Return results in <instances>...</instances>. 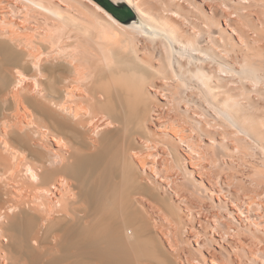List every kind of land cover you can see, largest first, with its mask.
Here are the masks:
<instances>
[{"label":"bare ground","instance_id":"obj_1","mask_svg":"<svg viewBox=\"0 0 264 264\" xmlns=\"http://www.w3.org/2000/svg\"><path fill=\"white\" fill-rule=\"evenodd\" d=\"M0 0V264H264V0Z\"/></svg>","mask_w":264,"mask_h":264},{"label":"water","instance_id":"obj_2","mask_svg":"<svg viewBox=\"0 0 264 264\" xmlns=\"http://www.w3.org/2000/svg\"><path fill=\"white\" fill-rule=\"evenodd\" d=\"M102 2L119 19L127 21V20H130V19L135 17V14L132 11H130L127 7L115 6L111 2H109L108 0H102Z\"/></svg>","mask_w":264,"mask_h":264}]
</instances>
